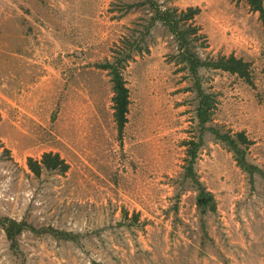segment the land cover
<instances>
[{
  "label": "rangeland",
  "instance_id": "rangeland-1",
  "mask_svg": "<svg viewBox=\"0 0 264 264\" xmlns=\"http://www.w3.org/2000/svg\"><path fill=\"white\" fill-rule=\"evenodd\" d=\"M136 1L0 0V215L71 233L26 229L12 248L0 226V264H264V177L250 180L206 129L193 165L216 210L196 207L183 141L200 133L198 95L159 22L145 35L149 50L122 70L129 104L118 133L109 70L96 64L147 23L145 3L124 12ZM157 1L201 8L203 58L251 63L264 53V22L245 1ZM263 73L251 64V86L200 69L216 101L206 127L244 131L246 158L264 171ZM45 151L67 171L35 176L26 159Z\"/></svg>",
  "mask_w": 264,
  "mask_h": 264
},
{
  "label": "trees",
  "instance_id": "trees-1",
  "mask_svg": "<svg viewBox=\"0 0 264 264\" xmlns=\"http://www.w3.org/2000/svg\"><path fill=\"white\" fill-rule=\"evenodd\" d=\"M235 2L245 1L251 11L258 12L260 18L264 22V0H233ZM147 4L152 14L149 16L147 23L142 25L141 29H137V34L125 36L121 40V44L116 46L112 61L96 64L97 67L109 70L112 82V109L113 119L116 123L118 133L121 135L124 125L127 122L129 90L126 86L122 70L126 67L130 60L134 59L136 54L141 55L143 51L149 49L145 45V35L149 34V30L156 22L167 27V30L173 35L177 43L176 62L182 64L193 79L194 88L198 95V104L195 109L196 117L200 133L198 139H190L183 141L187 146V163L184 166L183 176L190 178L197 191L195 204L202 214L207 211L214 212L216 210V202L213 193L208 190L199 180L194 170V161L197 151L202 144V131L209 130L213 133L216 140L222 142L228 151H231L236 161V165L246 172L250 180L253 179L255 173L264 177V171L257 165L249 162L246 158V149L250 144V140L244 131L231 132L230 130L222 131L215 127H206V123L210 121L212 110L215 108V98L213 93L204 91L201 84L200 69L211 68L214 70L225 71L244 79L249 85L253 86L251 75V63L235 54L228 55L217 54L203 58L197 48H206L207 36L203 32L202 26L197 22V16L201 12L199 6H187L180 9L176 6H161L157 0H139L132 3L124 4V12L130 8H134L141 4ZM26 164L29 170L35 175L40 176L43 171L57 172L63 174L67 171L69 165L64 158L54 151H45L39 159L27 157ZM136 218V217H135ZM0 226L5 232L6 238L10 241L12 248H17V238L26 229L39 233L42 230H51L57 237H69L71 233L48 228H36L27 221L17 220L8 216L0 215Z\"/></svg>",
  "mask_w": 264,
  "mask_h": 264
},
{
  "label": "crops",
  "instance_id": "crops-1",
  "mask_svg": "<svg viewBox=\"0 0 264 264\" xmlns=\"http://www.w3.org/2000/svg\"><path fill=\"white\" fill-rule=\"evenodd\" d=\"M260 56H261L260 58L257 56L256 59L251 62L252 66L255 67L257 71L259 69L261 70V67H264V53H263V55H260ZM248 61H250V60H248ZM214 264H217V263L214 262Z\"/></svg>",
  "mask_w": 264,
  "mask_h": 264
}]
</instances>
